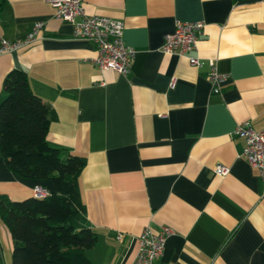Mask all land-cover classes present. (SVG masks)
Masks as SVG:
<instances>
[{
    "label": "crops",
    "instance_id": "1",
    "mask_svg": "<svg viewBox=\"0 0 264 264\" xmlns=\"http://www.w3.org/2000/svg\"><path fill=\"white\" fill-rule=\"evenodd\" d=\"M83 1L88 13L124 23L136 49L130 71H102L96 48L47 0H6L0 43L36 21L46 26L38 41L0 55V94L9 71L25 70L57 112L49 144L86 157L79 182L98 242L85 264H133L147 225L174 231L156 264H264V182L234 134L245 121L264 130V0ZM177 20L206 23L193 53L200 67L161 50ZM211 58L230 75L219 94L207 78ZM219 163L228 175L214 172ZM38 185L53 190L50 180L11 171L0 151L1 193L22 200ZM4 234L3 264H11Z\"/></svg>",
    "mask_w": 264,
    "mask_h": 264
},
{
    "label": "trees",
    "instance_id": "2",
    "mask_svg": "<svg viewBox=\"0 0 264 264\" xmlns=\"http://www.w3.org/2000/svg\"><path fill=\"white\" fill-rule=\"evenodd\" d=\"M5 5L6 0H0V12ZM3 92L0 151L7 167L22 178L53 183L52 192L44 197L13 200L0 192V219L13 242L12 264H85L86 251L98 242L79 182L87 159L49 144L57 112L33 91L25 70L9 71Z\"/></svg>",
    "mask_w": 264,
    "mask_h": 264
},
{
    "label": "built area",
    "instance_id": "3",
    "mask_svg": "<svg viewBox=\"0 0 264 264\" xmlns=\"http://www.w3.org/2000/svg\"><path fill=\"white\" fill-rule=\"evenodd\" d=\"M55 9V15L72 23L74 37L88 41L97 51L94 62L102 70L113 69L121 74L130 71L136 56V49L127 45L124 39V23L120 20L90 14L86 10L83 0H47ZM45 21H36L31 29L22 37L10 40L3 38L0 43V55L12 53L25 48L44 36ZM204 21L177 20L175 29L164 35L161 50L164 53L187 56L191 65L200 67L201 58L195 53L199 42L205 34ZM207 78L211 84L212 93L219 94L230 79L229 74L218 71L216 59H209ZM237 136L246 140L242 155L259 171L264 182V130L253 129L249 121L237 125L234 130ZM214 172L219 176H226L230 166L217 164ZM50 191L43 186H36L34 194L38 197L48 195ZM173 229L162 226L158 229L147 225L138 236V251L133 264H156L165 251L166 242ZM121 237V236H120Z\"/></svg>",
    "mask_w": 264,
    "mask_h": 264
},
{
    "label": "rangeland",
    "instance_id": "4",
    "mask_svg": "<svg viewBox=\"0 0 264 264\" xmlns=\"http://www.w3.org/2000/svg\"><path fill=\"white\" fill-rule=\"evenodd\" d=\"M4 233H9V230L6 228V226H4V224L2 223L1 219H0V234H1V239L2 242L4 243V245L7 246V242H6V238H5V234ZM12 255V252L10 251V256ZM11 264H12V259H11Z\"/></svg>",
    "mask_w": 264,
    "mask_h": 264
}]
</instances>
